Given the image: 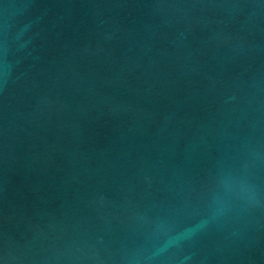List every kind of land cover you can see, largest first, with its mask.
<instances>
[{
	"label": "water",
	"instance_id": "1",
	"mask_svg": "<svg viewBox=\"0 0 264 264\" xmlns=\"http://www.w3.org/2000/svg\"><path fill=\"white\" fill-rule=\"evenodd\" d=\"M0 264H264V0H0Z\"/></svg>",
	"mask_w": 264,
	"mask_h": 264
}]
</instances>
